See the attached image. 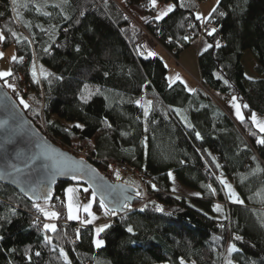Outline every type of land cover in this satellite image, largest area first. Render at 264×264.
<instances>
[{"label": "trees", "instance_id": "16d2710c", "mask_svg": "<svg viewBox=\"0 0 264 264\" xmlns=\"http://www.w3.org/2000/svg\"><path fill=\"white\" fill-rule=\"evenodd\" d=\"M167 1L175 9L156 19L150 0L123 5L115 0H0L4 48L16 45L11 80H17L20 91L9 93L19 108L54 145L89 154L101 173L112 163L149 172L144 187L151 198L142 212L112 215L114 221L99 235L104 245L96 248L94 224L78 233L79 222L68 221L64 189L69 183L61 182L49 202L60 213L56 232L44 229V217L34 221L39 211L33 203L0 185V264H181V258L226 264L231 245L237 248L235 264H264V145L257 143L264 133L251 120L253 113L264 118V79L249 80L242 65L248 51L256 60L254 72L264 76V0L219 1L207 18L216 29L206 37L212 47L197 56L208 91L199 87L192 93L183 82L169 83L168 69L161 58L149 55L139 27L148 28L179 59L190 48L186 29L194 25L198 33L202 17L197 19L194 0H182L183 7L181 0ZM45 72L52 75L45 78ZM233 97L243 122L223 109L222 101ZM169 173L199 196L174 193ZM113 176L116 182L126 178ZM221 178L232 179L244 201L241 221L234 205L227 204ZM126 179L138 191L133 205L144 202L140 182ZM216 200L227 204L223 221L214 214ZM94 208L101 210L98 200ZM248 223L257 225L259 234L241 226Z\"/></svg>", "mask_w": 264, "mask_h": 264}, {"label": "water", "instance_id": "95a60500", "mask_svg": "<svg viewBox=\"0 0 264 264\" xmlns=\"http://www.w3.org/2000/svg\"><path fill=\"white\" fill-rule=\"evenodd\" d=\"M61 182L82 184L95 191L96 200L103 199L109 209H120L124 203L133 205L138 193L122 181L110 182L89 161L76 158L43 136L0 80V185L36 204L52 201ZM41 184L50 190L47 202L30 190Z\"/></svg>", "mask_w": 264, "mask_h": 264}, {"label": "rangeland", "instance_id": "374dc122", "mask_svg": "<svg viewBox=\"0 0 264 264\" xmlns=\"http://www.w3.org/2000/svg\"><path fill=\"white\" fill-rule=\"evenodd\" d=\"M30 1H31V3H35V2H38V1L41 2L43 0H30ZM197 1H199V0H197ZM219 1L220 0H206V1L200 2L198 10L196 11V14L199 15V14L204 12L206 14V16L209 17L211 15V13H212V9L216 8L218 6V4L220 3ZM119 4H121V3H119ZM169 4H173V2L167 1V0H157V4H156V6H154L155 8H157L155 16L157 17L160 14V12L162 10H164ZM196 30H195V32H196ZM142 31H143V29H142ZM143 36H144V31H143ZM143 40H144V38H143ZM149 40L150 41H145L144 40L146 44L148 43V47L147 48H149V53L150 52L151 53H155L154 57H159V58H161L163 60L166 69H168L167 79H169V83H170V78L174 79L177 76V74H178L181 77V80H175V82H173V83L182 82L183 81V83L186 86V89L191 88L194 91L197 90V88H199V87H202V88L204 87L203 84H202L201 72H200V67L198 66V57L197 56H198V51L201 52L202 48H205V47L207 48V46H208L205 37H204V41L201 43V47L200 48H198L199 46H198L197 43H195L194 45H190V48H188L187 50H185L184 52H182L180 54V56H179L180 58L179 59H175L170 54H168L167 50L164 47H162V45L158 42V40L152 39V38H150ZM197 41L198 40H196L195 42H197ZM0 53H3V57L0 58V71H10L13 74L11 63L13 62L12 57L13 56L17 57L16 45L15 44H11L8 47L4 48L3 40H0ZM151 56H153V55H151ZM255 62H256V60H255V58L253 57V55L250 52H248V51L244 52V57L242 59V65H244V68H245V76L249 80H256L259 77L261 78L260 75H258L256 72H254V68H255V65H256ZM0 80H2L4 82L3 85H5V87H7L8 91L10 93H15V92H19L20 91V86H19L17 80L16 79L11 80V75L8 76V77L0 78ZM8 84L14 85V88L8 87L7 86ZM205 89L207 90V88H205ZM214 99L217 100V98H214ZM235 103L239 104L237 98H236ZM222 104H223V109H226V111L230 114V116L233 119H235L234 109L232 108L233 107L232 106L233 105V99L229 98V99H227L225 101H222ZM241 111H242V108H241ZM242 114H243V112H242ZM257 118L259 120H264V118H261L259 116H257ZM116 172H114V174H116ZM221 180H225L227 182V184H230L232 186V189L236 192L235 183H233L232 179H230V178H228V179L221 178ZM122 181L123 182H128V180L126 178H123V177H122ZM68 187H73V188L79 189V191L77 193H74V198L81 205V210L77 213V215L80 217V219L72 220V221H74V222L83 221L84 222V221H86V219L92 220V217L89 216L88 213L84 212L83 211V207H82L83 205H86L89 202H92L91 201L92 190L89 192L90 193V200L86 201V200H83V197H82V195H83L82 190L87 189L86 186H84L82 184L77 185V184L69 183L64 189V191H65V202H68V197H67V194H66V189ZM224 187H225V185H224ZM225 192L227 194L228 203H230V204L233 203L232 205H234V207L236 209L234 214L236 216H238L237 218L241 221L243 219V217H244L243 213H241V209H243L244 207H241L242 204L234 203V202H232V200L229 199V193H228V190L226 189V187H225ZM175 193L177 195L184 196V197H186V196L187 197H196L195 194L192 193V192H184V194H183V193H180L177 190ZM197 196H199V195H197ZM38 204H40L43 208H45V210H47L49 212L55 211L52 208V206H51V204L49 202H47V203H38ZM227 204L224 203L223 201H220V200H219V202L213 204V208H216V206H219L220 209H221V211H219V212L216 211V214L214 213L219 221L220 220H225V217H227L226 216ZM91 211L93 213H95L97 219L93 220L92 223H86V225L94 224L92 226V229H93V233H94V243H95V241L97 239H99V236H97V233H96V229L97 228H101V227H103L106 224L109 225V223L112 222L111 221L112 218L109 219L112 215H105L104 210L102 208H101L100 211H97V209L94 208V202H92ZM39 213L43 215L42 212H39ZM66 213H67V217H68V208H67V212ZM43 217L45 219L44 220L45 221L44 224H55L56 219H48L44 215H43ZM64 223L66 225H68L69 222L68 223L64 222ZM241 226H243L244 229L248 233H250L251 235H255L256 236L257 233L259 234V227L257 225H255V224L253 225V223L252 224L251 223L241 224ZM46 231H49V230H46ZM101 233H99V235ZM95 245H96V243H95ZM233 246L234 245H231V246L227 247L228 249H227L226 256H225L226 264H228L229 261H232V264H235L234 258H232V255H233L234 252H230V249ZM101 247H103V246H101ZM101 247H97L96 246V248H101ZM183 260H184L185 264H193L194 263V262H187V261H185L184 258H183Z\"/></svg>", "mask_w": 264, "mask_h": 264}, {"label": "snow or ice", "instance_id": "6c2138e0", "mask_svg": "<svg viewBox=\"0 0 264 264\" xmlns=\"http://www.w3.org/2000/svg\"><path fill=\"white\" fill-rule=\"evenodd\" d=\"M15 2H16V0H13V3H15ZM150 3L153 6H156L157 0H150ZM180 6L183 7L182 0H181V5ZM175 7H176L175 4H169L164 10H162L160 12V14L156 17V19H162V18L168 16V14L170 12H172L175 9ZM212 11L213 12H216V8H213ZM45 15H50V13H45ZM220 15H224V13H220ZM197 19H201V16L198 15L197 16ZM215 32H216V29L215 28H212L211 31L208 32V35H213ZM12 35L13 36H16V33H12ZM5 38L6 37L4 36L3 32L0 31V40H4ZM185 39H188V38L185 37ZM216 46L219 47L220 46L219 43H217ZM211 47H212V45L209 44L207 46V48H205V51H207V49L208 48H211ZM46 51H47V49H46ZM141 55H143V53H141ZM149 55H153L154 56L155 53H151L150 52ZM2 57H3V53H0V58H2ZM20 59H22V58H20ZM12 60L13 61H16L17 60V57L13 56L12 57ZM10 75H12V73L10 71H0V78L8 77ZM32 75H33V78L35 79V77H36L35 70H33ZM44 75H45V78H47L49 75H52V74L45 72ZM58 79H61V78H58ZM175 80H181V77L177 74V76L174 79L173 78H170V84L173 83V82H175ZM36 82L38 83L39 81L37 80ZM225 83H227V81H225ZM7 86L10 87V88H14V85H12V84H8ZM85 89H87V86H85ZM188 91L192 92L194 90L191 89V88H189ZM97 92H99L98 89H97ZM90 95H91V93H89V97H90ZM89 97H85L84 95H82L81 96V99L84 100L85 102H87V99ZM232 99H233V105L232 106L235 108L236 116L238 117V119H240L243 122L245 120V117L242 114L241 105L238 104V103H235V101H236V98L235 97H233ZM20 103L24 104V106L26 108L29 107V105L23 100V98H21ZM139 103L140 102L137 101V104H139ZM141 106L143 107V105H141ZM148 106L149 107L151 106V102L150 101L148 102ZM243 107L247 108L248 105H243ZM144 114L146 116L148 115V107H145V113ZM251 120L255 124V126L258 127L262 133H264V120H259L257 118V116H256L255 113H253L251 115ZM105 123H107V121H105ZM188 126L191 127L192 125L189 124ZM76 127L77 128H80V127H83V126L80 125V124H77ZM108 127H111V125L108 124ZM145 130L147 131V129H145ZM196 135H197V137H199L200 134L197 133ZM257 143L264 145V138H261V139L257 140ZM209 155H210V153H209ZM217 166L219 167V165H217ZM171 175L172 174L169 173V176H171ZM116 176L119 179L120 174H119L118 171L116 172ZM73 179H78V177L73 176ZM220 182H221V184H224L225 185V187H226V189L228 190V193H229V199L232 200V202H234V203H240V204H243L244 203V201L241 200L239 198L238 194L232 189V186L230 184H227V182L225 180H221ZM152 187L155 188V185H152ZM30 190L33 193H38V195L36 197L37 199H39L40 197H43L46 202L50 199V196H51L50 190L48 189V187L46 185L41 184L39 187H33ZM78 191H79V189H76V188H73V187H68L66 189V194H67V197H68V202H67L68 219H70V220H78V219H80V217L77 215V213L81 210V205L74 198V193H77ZM84 191L87 192L88 189H84ZM196 195H199V193H196ZM91 201L92 202H95L96 201V192L95 191H93L91 193ZM92 202H89L88 204L82 206L83 207V211L86 212V213H88V215L92 217V220H86V221H84V223H92L93 220L97 219L95 213H93L91 211V209H92ZM99 205H100V208H102L104 210L105 215H115L117 213V211H122L123 208H127L128 207V204L127 203H124L123 206L120 209H116V208L109 209L108 206L105 204V202H104L103 199H101L99 201ZM33 206L39 212H42L43 215L46 218H48V219H58L59 216H60V213L55 212V211L49 212V211L45 210V208H43L38 203L34 204ZM145 207H147V206H145ZM141 210H143V209H141ZM158 210L159 211H163L162 206L161 207H158ZM215 210L218 211V212L221 211V209H220L219 206H216ZM225 219H227V217H225ZM43 227H44L45 230H50L52 232H56L57 231V226L55 224H44ZM107 227H109V225L106 224V225H104L101 228H97L96 229L97 236H99V233L103 232L104 229L107 228ZM221 227L223 228L224 226L221 225ZM127 231L129 233H133V228L129 226L127 228ZM234 238L236 240H242L243 239V237H241L239 235H234ZM95 243H96V246L97 247H101V246H103L104 241L103 240H100V239H97L95 241ZM235 251H237V249L235 248V246H233L230 249V252H235ZM61 254L65 256V260L67 261V255L63 253V250H61ZM36 255L39 256V253L37 252ZM68 264H70V262H68ZM181 264H185L183 258H181ZM228 264H232V261H229Z\"/></svg>", "mask_w": 264, "mask_h": 264}, {"label": "built area", "instance_id": "2783aa9c", "mask_svg": "<svg viewBox=\"0 0 264 264\" xmlns=\"http://www.w3.org/2000/svg\"><path fill=\"white\" fill-rule=\"evenodd\" d=\"M195 3H197V5H200V2L202 1H206V0H194ZM200 29L198 30V33L195 34V26L194 25H189V27L186 29V33H185V37H187L188 39H185L184 37V42L186 44H188L189 46L190 45H194L195 43L198 44V48L201 47V43L204 41V37L206 38L207 36H210L208 35V32L211 31L212 28H214L211 24L209 25L206 21V19L202 18L201 19V23H200ZM139 27H141L144 31V40L145 41H150L149 39L152 38V39H156L158 40V42L162 45V47H164V45L162 44V42L157 38L155 37L150 31L148 28H145L143 27L142 24H139ZM196 40H198L197 42H195ZM166 49V47H164ZM167 50V49H166ZM202 50V49H201ZM168 54H170L173 58H175V52L171 51V50H167ZM200 53V51H198V54ZM35 55V54H34ZM176 59V58H175ZM35 60V58H34ZM36 62V60H35ZM20 76L23 77V80H25L26 78V75L25 73L21 72L20 73ZM26 91V90H25ZM42 94V92H41ZM43 122H44V119H43ZM43 128L46 130V132H48V129L45 127V124L43 123ZM71 155L75 156L76 158H82V159H85L86 161H88V159H91V157L89 156V154H87L86 152L84 151H81L79 148H76V147H71L70 150L68 151ZM116 171H119L124 177L126 178H136L140 184H141V187L143 188L144 190V193H145V196H144V202H142L141 204L139 205H131V204H128V207L127 208H124V212L123 213H126V212H129V213H133V211H143L141 209H143L144 207V204L146 202H149L150 201V197L148 196V194L146 193V190H145V187H144V183H145V180L147 179V176H150V173L149 172H145V171H141V170H136V169H133V168H130L126 165H123V164H119V163H112L110 164V169L109 171H106L103 173V175L110 180V182H115V178L113 176L114 172ZM211 185V184H210ZM83 197V200H86V201H89L90 200V193L89 192H86V193H83L82 195ZM219 201H215V203H217ZM34 221L35 222H42L43 221V216L42 214H40L39 212L37 213H34ZM112 221H114V219H112ZM68 223V222H66ZM69 225V223H68ZM89 227L83 222V221H80L77 225H76V231L78 233H80L82 230H88Z\"/></svg>", "mask_w": 264, "mask_h": 264}, {"label": "crops", "instance_id": "0c3cea01", "mask_svg": "<svg viewBox=\"0 0 264 264\" xmlns=\"http://www.w3.org/2000/svg\"><path fill=\"white\" fill-rule=\"evenodd\" d=\"M118 3H121V4H124V2L126 1V0H116ZM201 17H204V18H209V17H207L206 16V14L203 12V13H201V14H199ZM206 48V47H205ZM180 58V57H179ZM254 63V62H253ZM255 64H256V62H255ZM258 79H260V77L258 78ZM261 79H264V76H261ZM192 92H194V91H192ZM191 92V93H192ZM233 109H234V115H235V119H238V117L236 116V111H235V108L234 107H232ZM230 115V114H229ZM240 120V119H239ZM224 179H226V178H224ZM171 186H172V191L175 193L177 190L180 192V193H183L184 194V192H192V193H194L195 194V196L197 197V195H196V193L195 192H193V191H191V190H189L188 188H185L184 186H181L180 185V183L178 182V180L176 179V176L174 175V174H172L171 175ZM175 189V190H174ZM229 204V203H228ZM231 204H233V203H231ZM214 213L216 214V210H215V208H214ZM112 218V216L109 218V219H111ZM108 219V220H109ZM68 221L70 222V221H72V220H69L68 219ZM223 221V220H222ZM96 246V245H95ZM193 264H195V263H193Z\"/></svg>", "mask_w": 264, "mask_h": 264}]
</instances>
